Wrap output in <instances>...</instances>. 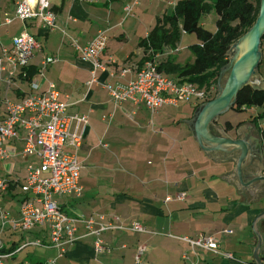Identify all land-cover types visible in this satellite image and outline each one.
I'll use <instances>...</instances> for the list:
<instances>
[{
	"label": "crops",
	"instance_id": "1",
	"mask_svg": "<svg viewBox=\"0 0 264 264\" xmlns=\"http://www.w3.org/2000/svg\"><path fill=\"white\" fill-rule=\"evenodd\" d=\"M176 1L49 0L50 7L56 9L54 29H44L38 18H31L19 22V27L12 31L9 26L19 20L15 17L17 1L12 0L14 19L6 12L8 6L4 8L0 28H8L0 30V57L4 66L0 71V121L5 99L19 101L28 94L42 92L46 81H52L59 99L67 103L65 113L87 114L89 119L77 156L82 190L79 195L55 197L58 205L70 215L100 221V216L104 221L117 216L116 224L127 226L137 221L148 230L143 234L122 229L102 232L104 250L97 252L94 235H86L79 223L78 238L64 246L62 256L48 246L38 247L40 251H26L18 258L28 247L19 250L23 243L45 236L46 229L18 232L6 225L2 233L10 229V235L0 240L2 246L5 249L18 246L8 258L11 263L50 264L49 260L55 259L56 264H136L133 255L140 244L146 249L139 264L264 261V148L258 132L264 118L256 119L264 111V105L241 110L248 112V116L235 120H221L233 108L208 124L206 117L202 118L198 126L202 147L196 126L206 102L192 100L178 106L164 105L152 114L142 103L114 102L109 94L107 86L136 77L137 63L142 57L139 39L147 35L155 17L171 11ZM4 17L10 22L2 23ZM23 30L40 43L29 65L39 66L45 56L58 59L45 68L42 76L35 75L30 82L18 76L20 68L13 71L3 54V48L11 49L13 38ZM99 30H106L108 36L100 55L103 67L97 68V82L88 87L92 67L74 43L85 46ZM123 68L128 71L120 75ZM23 82L27 84L22 88ZM250 82L253 88H264L259 68ZM218 88L217 83L215 93ZM24 136L25 131L18 127L15 135L5 141L9 156L0 159V168L5 171L0 179L13 182L1 192L0 206L13 217L18 215L20 203L26 197L21 189L26 166L39 164L35 153L22 154ZM229 139L239 143H229ZM179 193L185 194L182 200L176 198ZM167 196L171 197L168 201ZM200 234H213L219 249L232 253L234 259L201 248L191 251L186 242L176 238H195ZM44 242L49 244L47 235ZM185 253L189 260L182 258Z\"/></svg>",
	"mask_w": 264,
	"mask_h": 264
},
{
	"label": "built area",
	"instance_id": "2",
	"mask_svg": "<svg viewBox=\"0 0 264 264\" xmlns=\"http://www.w3.org/2000/svg\"><path fill=\"white\" fill-rule=\"evenodd\" d=\"M87 3H99L102 0H80ZM127 11L129 7L125 8ZM15 17L25 22L31 18H38L44 29H54L56 25V14L50 10L49 0H35L29 3L26 0L17 1ZM6 23L10 20L6 19ZM108 36L106 30H99L96 35L87 42L85 46L74 43L80 55L91 64L90 80L88 87L97 82V68L103 67L100 63V55L106 48ZM40 48V43L34 35L26 30L13 38L11 49L3 48V54L8 65L13 71L28 65L29 59L35 50ZM178 49L174 50L177 52ZM57 57L45 56L41 64L37 66L36 75H43L45 68L57 62ZM2 58L0 57V71L3 70ZM123 68L120 75L127 72ZM12 74V72H10ZM111 75H114L111 73ZM109 94L114 102L129 101L134 104L143 103L154 113L163 105H177L180 101L190 99L203 100L205 92L197 89L189 83H179L161 73L154 62L145 61L136 74V78L126 83H116L107 86ZM67 103L59 99V92L52 81L47 80L42 92L31 93L19 101L4 100V116L0 121V159L9 156L5 141L12 138L18 127L25 131L24 146L22 154L35 153L39 157L38 166L28 164L26 166V177L21 189L26 196L19 206L18 215L13 217L0 206V230L8 225L10 229L18 232L32 231L35 228L46 229L45 236L42 234L27 241L24 246L48 247L57 251V256H62L64 246L72 244L78 237L76 231L81 223L86 230V235H94V248L97 252L103 251L102 232L114 229L128 230L134 233H147L148 230L137 221L130 222L124 226L116 224L117 216L111 220L102 221L95 217L85 218L74 216L65 212L58 205L55 197L77 194L82 187L79 184L80 163L78 161V150L81 145L85 129L88 125L87 114L65 113ZM8 187L6 179H0V194ZM184 193H179L176 198L182 200ZM166 201L171 197L167 196ZM224 232H231L224 230ZM48 236L49 244L45 243ZM189 245L191 251L201 248L218 254L227 259H234L232 253L223 252L213 234H200L195 238L188 236L176 237ZM2 242L0 241V248ZM124 246V245H123ZM20 247L19 250L22 248ZM145 245L136 247L133 255L134 262L139 264L145 252ZM12 256V253H0V264L3 260ZM182 258L189 260L185 253ZM50 264H56L55 259L49 260ZM10 264V263H9ZM17 264H29L18 262ZM189 264H196L190 261ZM243 264H264L256 261Z\"/></svg>",
	"mask_w": 264,
	"mask_h": 264
},
{
	"label": "trees",
	"instance_id": "3",
	"mask_svg": "<svg viewBox=\"0 0 264 264\" xmlns=\"http://www.w3.org/2000/svg\"><path fill=\"white\" fill-rule=\"evenodd\" d=\"M259 4L260 0H177L170 12L155 17L147 35L139 39L142 57L137 63L136 74L145 61H152L165 76L179 83L192 84L206 94L203 100L190 99L171 106L192 100L202 103L212 100L220 71L228 63L227 51L252 26L258 15ZM50 10L55 12L56 9L50 7ZM212 11L217 14L214 31L200 23L201 16ZM184 34H194L196 42L189 46L193 58L180 63L173 54ZM261 49L264 51V34ZM36 73L37 66L28 64L20 68L18 76L30 82ZM263 105L264 88L245 85L238 91L233 109L241 111ZM263 118L264 111L256 116L258 120ZM258 132L264 148V121L258 125ZM7 183L10 188L13 182L7 180ZM17 248L5 249L1 246L0 253H12Z\"/></svg>",
	"mask_w": 264,
	"mask_h": 264
},
{
	"label": "water",
	"instance_id": "4",
	"mask_svg": "<svg viewBox=\"0 0 264 264\" xmlns=\"http://www.w3.org/2000/svg\"><path fill=\"white\" fill-rule=\"evenodd\" d=\"M263 34L264 0H260L258 15L254 23L243 36H241L230 46L229 50L227 51L229 61L220 71L217 81L219 86L217 89L218 92L214 98L210 101H207L200 110L196 126V135L198 141V126L200 120L206 117L205 122L207 121V124L214 122L217 115L229 108H233L236 95L243 86L250 84L252 85L250 78L258 70V64L262 58L261 39ZM229 141V143H239L238 140L235 139H229ZM204 148L211 149L212 147ZM240 169H238V171ZM262 178L264 179V177ZM256 262L260 263L261 261L257 259Z\"/></svg>",
	"mask_w": 264,
	"mask_h": 264
},
{
	"label": "rangeland",
	"instance_id": "5",
	"mask_svg": "<svg viewBox=\"0 0 264 264\" xmlns=\"http://www.w3.org/2000/svg\"><path fill=\"white\" fill-rule=\"evenodd\" d=\"M15 1H20V0H15ZM7 6H8V9H7L6 12L10 13V16H12V11H13L12 0H0V15L4 14L3 10ZM5 19H6V17H4L1 22L3 23V21H5ZM11 19H14V14H13ZM216 19H217V14L214 11H212L209 14L201 16L200 23L206 29H208L210 31H214L215 30V20ZM19 22L21 24L22 21H20V19L19 20H15V22H13L11 24V26H9V30L12 31L14 29H17L19 27V25H20ZM6 28H8V27L7 26L6 27H2V28H0V30L4 31ZM6 35H7V33L4 32L3 36H6ZM193 42H196V38H195L194 34H184L182 36V39H181L180 43L177 46L178 51L173 54L174 58L178 62L185 63L186 61L191 60L193 58V53H192L191 49L189 48V46ZM46 47L48 48V50H50V48H51L50 44H47ZM262 55L263 56H262V58H261V60H260V62L258 64V68H259L260 73H262L263 76H264V51H263ZM26 84L27 83H25V82L21 83V87L22 88L25 87ZM217 92H218V90L216 91V93ZM172 111H174V110H172ZM243 116H248V112H245V111L244 112L243 111L242 112L241 111L240 112H235L234 110H229L227 113H225V114H223L221 116V120H226V119L235 120L236 117L240 118V117H243ZM4 174H5V171L2 169V166H1V168H0V176H3ZM0 234H1L0 240L1 239L4 240L6 237H8L10 235V229L4 231L3 233L0 230ZM137 234H139V233H137ZM8 244L9 243H6V245H8ZM33 250L40 251V249H38V247L28 246L24 251H22L18 255V258L22 257L26 253V251L27 252H33ZM9 263L10 264H14V263H11L9 261V259L3 260V264H9Z\"/></svg>",
	"mask_w": 264,
	"mask_h": 264
},
{
	"label": "bare ground",
	"instance_id": "6",
	"mask_svg": "<svg viewBox=\"0 0 264 264\" xmlns=\"http://www.w3.org/2000/svg\"><path fill=\"white\" fill-rule=\"evenodd\" d=\"M26 1H28L29 3H33L35 0H26Z\"/></svg>",
	"mask_w": 264,
	"mask_h": 264
}]
</instances>
